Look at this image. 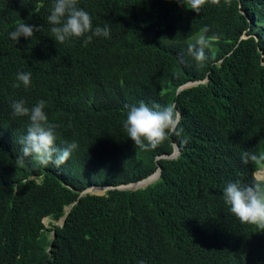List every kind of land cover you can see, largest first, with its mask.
I'll return each mask as SVG.
<instances>
[{
	"label": "trees",
	"instance_id": "16d2710c",
	"mask_svg": "<svg viewBox=\"0 0 264 264\" xmlns=\"http://www.w3.org/2000/svg\"><path fill=\"white\" fill-rule=\"evenodd\" d=\"M52 3L0 0V264H264V231L240 223L223 199L228 182L260 180L264 166L241 162L244 151L264 154V0L207 3L199 14L176 0H78L93 28L110 27L86 46V37H51ZM18 23L42 27L17 42L8 33ZM205 25L216 39L197 63L187 45ZM18 72L31 73L27 89L12 86ZM21 99L46 101L57 147L78 143L59 168L18 159L29 121L10 104ZM140 101L174 103L181 137L135 147L124 105ZM174 143L178 156L160 157ZM159 167L145 187L79 197ZM70 204L63 224H44Z\"/></svg>",
	"mask_w": 264,
	"mask_h": 264
},
{
	"label": "clouds",
	"instance_id": "9594fccd",
	"mask_svg": "<svg viewBox=\"0 0 264 264\" xmlns=\"http://www.w3.org/2000/svg\"><path fill=\"white\" fill-rule=\"evenodd\" d=\"M20 2L22 3L23 0H20ZM176 2L197 14L201 12V9L207 3L216 6L221 4V0H176ZM224 4L230 5L231 0H224ZM35 11H39V9ZM47 22L51 26V37L57 43H65L73 38L86 37L84 39V45L86 46L92 41L93 37L108 38L110 36L108 25L93 28L91 15L78 6V0H53ZM41 27L18 23L15 30L9 32L8 35L12 40L18 42L22 36L31 38L35 32L41 30ZM209 31V26H203L187 45L188 55L197 63H203L207 59L206 49L210 50L213 41L216 39L215 36L208 35ZM16 80L18 82L14 83L13 87L18 88L22 83L24 88L27 89L31 84V73L18 72ZM45 106L46 101L44 100L38 101L31 108L25 106L23 99L11 102L10 107L13 117H27L29 121L26 134L19 141L22 148L21 156L18 159L23 161L26 157H32L40 165L52 164L59 168L68 161L71 153L78 148V143L74 140L62 142L63 146L57 147L56 129L58 125L49 121L44 110ZM124 110H126V118L123 120V129L134 142L135 147L141 150H155L169 137H181L182 135L183 129L180 127L182 114L174 103L162 107L158 103L149 106L144 101H140L138 106L125 104ZM69 126H71L70 123ZM181 143L186 144L187 139H182ZM259 161H264V154L258 156L256 153L249 151H244L241 154V162L244 165ZM106 191L89 194H104ZM223 199L229 206L230 213L240 223L255 226L257 231H264V180L253 179L247 183H242L239 180L230 181L223 188ZM56 224L61 225L60 221ZM140 264H143V261Z\"/></svg>",
	"mask_w": 264,
	"mask_h": 264
},
{
	"label": "water",
	"instance_id": "95a60500",
	"mask_svg": "<svg viewBox=\"0 0 264 264\" xmlns=\"http://www.w3.org/2000/svg\"><path fill=\"white\" fill-rule=\"evenodd\" d=\"M204 81H206V79H205V80L188 81V82L182 84L181 86H179L178 89H177V92H176V93H179L181 90H183V89H185V88H187V87H190V86H193V85L199 84V83L204 82ZM178 154H179V147L177 146V144L174 143V144H173V151H172V153H171V154H164V155H162V156H160V157H162V158H166V159H172V158H176V157L178 156ZM257 171H258V170H257ZM257 171L254 172V175H255V177H256L257 179H259V177L256 175V172H257ZM160 172H161V168L159 167L155 172H153V173L150 174L149 176H147V177H145V178H143V179H139V180H136V181H132V182H130V183H128V184H120V185H117V186H114V185H105V186H101V185H92V186L87 187V188H85L84 190H82V191L80 192L79 197H80V196H83V195H85V194H87V193H93L94 191H89V189L92 188V187H104V188H106L105 190H109V189H119V190H125V189H137V188H140V187L142 188V187H145L146 185H148V184H150V183H148V184H146V185H143V186L134 187V188L126 187V186L129 185V184H133V183H137V182H139V181L146 180V179H148L149 177H151V176H153V175H156V177H155V179H154V181H155V180L158 178V176L160 175ZM154 181H153V182H154ZM151 183H152V182H151ZM95 193H96V192H95ZM99 193H100V192H99ZM72 205H73V204H72ZM72 205H71V206H72ZM71 206L65 210V214H64L63 217L60 219V223H61V224L64 222V220H65V218H66V215L68 214V212H69Z\"/></svg>",
	"mask_w": 264,
	"mask_h": 264
},
{
	"label": "bare ground",
	"instance_id": "6f19581e",
	"mask_svg": "<svg viewBox=\"0 0 264 264\" xmlns=\"http://www.w3.org/2000/svg\"><path fill=\"white\" fill-rule=\"evenodd\" d=\"M257 172H258V176L261 175V176L264 177V168L258 170ZM261 176H260V178H261ZM155 177H156V175H153V176L149 177V178L146 179V180L139 181V182H137V183H133V184H129V185H127L126 187L134 188V187H139V186L146 185V184H148V183L153 182L154 179H155ZM100 188H104V187H92V188L89 189V191H96V190H98V189H100ZM105 189H106V188H104L100 193L104 192Z\"/></svg>",
	"mask_w": 264,
	"mask_h": 264
},
{
	"label": "rangeland",
	"instance_id": "374dc122",
	"mask_svg": "<svg viewBox=\"0 0 264 264\" xmlns=\"http://www.w3.org/2000/svg\"><path fill=\"white\" fill-rule=\"evenodd\" d=\"M262 168H264V166H263ZM262 168H261V169H262ZM260 176H261V175H260ZM259 179H260V180H264V177L261 176V178H259ZM67 208H68V206L65 207V209H67ZM43 221H44V224H46V226L49 227V226L51 225V223H55V224H56V223H58L60 220H52V221L50 222L49 218H48V217H45Z\"/></svg>",
	"mask_w": 264,
	"mask_h": 264
}]
</instances>
